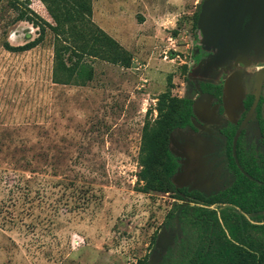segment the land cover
<instances>
[{
	"label": "rangeland",
	"instance_id": "rangeland-1",
	"mask_svg": "<svg viewBox=\"0 0 264 264\" xmlns=\"http://www.w3.org/2000/svg\"><path fill=\"white\" fill-rule=\"evenodd\" d=\"M201 2L0 0V264L149 261Z\"/></svg>",
	"mask_w": 264,
	"mask_h": 264
},
{
	"label": "flooded vegetation",
	"instance_id": "flooded-vegetation-1",
	"mask_svg": "<svg viewBox=\"0 0 264 264\" xmlns=\"http://www.w3.org/2000/svg\"><path fill=\"white\" fill-rule=\"evenodd\" d=\"M250 19L247 13L243 27ZM217 52L203 48L199 35L181 96L189 102L187 116L168 135L176 163L171 179L191 205L240 210L227 200L232 194L264 193V49L215 58ZM164 228L161 259L182 237L177 222Z\"/></svg>",
	"mask_w": 264,
	"mask_h": 264
},
{
	"label": "trees",
	"instance_id": "trees-1",
	"mask_svg": "<svg viewBox=\"0 0 264 264\" xmlns=\"http://www.w3.org/2000/svg\"><path fill=\"white\" fill-rule=\"evenodd\" d=\"M198 13L195 16V27ZM98 31H101L97 28ZM102 33V32H101ZM103 36L115 43L107 34ZM188 100L179 98L170 122L161 140V180L167 190L176 193L172 208L167 212L164 225L178 223L182 237L175 239L162 255V264H264V193L247 198L232 194L227 200L235 207L209 209L191 205L189 193L178 189L172 182L176 163L168 149V133L186 119ZM187 200V202H185ZM212 200L206 201L211 203ZM247 213L250 222L242 213ZM141 264H147L143 260Z\"/></svg>",
	"mask_w": 264,
	"mask_h": 264
},
{
	"label": "water",
	"instance_id": "water-1",
	"mask_svg": "<svg viewBox=\"0 0 264 264\" xmlns=\"http://www.w3.org/2000/svg\"><path fill=\"white\" fill-rule=\"evenodd\" d=\"M247 13L251 19L243 27ZM196 31L203 48L218 50L215 58L233 57L251 47L264 49V0H202ZM164 234L162 227L155 242L156 250L147 264H159L161 252L168 244L163 242Z\"/></svg>",
	"mask_w": 264,
	"mask_h": 264
}]
</instances>
